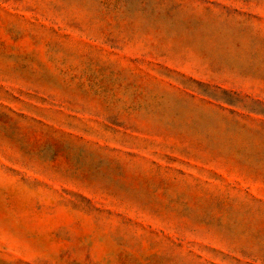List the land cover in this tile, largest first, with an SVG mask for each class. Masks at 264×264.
<instances>
[{
  "label": "rangeland",
  "instance_id": "obj_1",
  "mask_svg": "<svg viewBox=\"0 0 264 264\" xmlns=\"http://www.w3.org/2000/svg\"><path fill=\"white\" fill-rule=\"evenodd\" d=\"M0 264H264V0H0Z\"/></svg>",
  "mask_w": 264,
  "mask_h": 264
}]
</instances>
